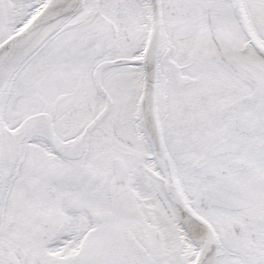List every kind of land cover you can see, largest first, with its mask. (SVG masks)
<instances>
[{"label": "snow or ice", "instance_id": "1", "mask_svg": "<svg viewBox=\"0 0 264 264\" xmlns=\"http://www.w3.org/2000/svg\"><path fill=\"white\" fill-rule=\"evenodd\" d=\"M0 264H264V0H0Z\"/></svg>", "mask_w": 264, "mask_h": 264}]
</instances>
